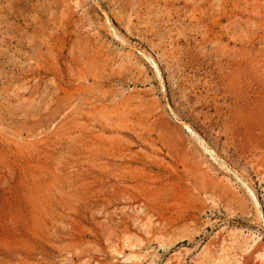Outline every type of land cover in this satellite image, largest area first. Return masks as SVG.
I'll list each match as a JSON object with an SVG mask.
<instances>
[{
  "label": "rangeland",
  "instance_id": "1",
  "mask_svg": "<svg viewBox=\"0 0 264 264\" xmlns=\"http://www.w3.org/2000/svg\"><path fill=\"white\" fill-rule=\"evenodd\" d=\"M0 264H264V0H0Z\"/></svg>",
  "mask_w": 264,
  "mask_h": 264
}]
</instances>
